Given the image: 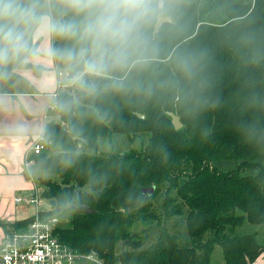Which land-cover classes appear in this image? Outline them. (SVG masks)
<instances>
[{
	"label": "trees",
	"instance_id": "trees-1",
	"mask_svg": "<svg viewBox=\"0 0 264 264\" xmlns=\"http://www.w3.org/2000/svg\"><path fill=\"white\" fill-rule=\"evenodd\" d=\"M161 16L170 21L155 33L151 24L141 63L113 74L120 84L100 81L93 97L57 93L58 118L43 128V149L25 157L23 174L34 187L24 201H39L40 218L58 217L53 234L62 246L100 264H210L216 246L221 264H252L264 245L254 233L232 232L244 222L264 224V164L256 162L264 149V0H167ZM70 43L51 37L52 47ZM74 96L80 102L71 110L57 107ZM143 132L137 152L98 148L102 137ZM220 159L241 162L222 172L211 165ZM245 168L257 171L241 175ZM66 193L93 212L68 209ZM36 216L6 223L7 233ZM169 219L192 245L160 230L143 247Z\"/></svg>",
	"mask_w": 264,
	"mask_h": 264
},
{
	"label": "clouds",
	"instance_id": "clouds-1",
	"mask_svg": "<svg viewBox=\"0 0 264 264\" xmlns=\"http://www.w3.org/2000/svg\"><path fill=\"white\" fill-rule=\"evenodd\" d=\"M167 0H0V77L10 66L34 54L44 40V54L67 69L69 87L84 97L101 91L100 81L141 63L151 24L166 11ZM57 37L71 43L52 47ZM109 85H105L108 87ZM80 97L59 103L61 111L78 105ZM68 209L77 207L75 194H63Z\"/></svg>",
	"mask_w": 264,
	"mask_h": 264
},
{
	"label": "crops",
	"instance_id": "crops-1",
	"mask_svg": "<svg viewBox=\"0 0 264 264\" xmlns=\"http://www.w3.org/2000/svg\"><path fill=\"white\" fill-rule=\"evenodd\" d=\"M37 50L38 55L23 61L25 64L44 66L45 71L41 69L34 73L35 69L21 68L18 63L13 70L31 85V89L0 90V241L9 230L6 223L37 214L38 205L24 201L34 187L23 174L25 157L33 144L41 140L45 124L58 118L52 106H55L57 93L61 91L57 80L60 69L52 57L44 54L42 45ZM16 198L21 200L15 202ZM84 260L74 264H100L95 256ZM260 260L264 259L255 260L253 264H262Z\"/></svg>",
	"mask_w": 264,
	"mask_h": 264
},
{
	"label": "rangeland",
	"instance_id": "rangeland-1",
	"mask_svg": "<svg viewBox=\"0 0 264 264\" xmlns=\"http://www.w3.org/2000/svg\"><path fill=\"white\" fill-rule=\"evenodd\" d=\"M48 42L51 43V38L49 39ZM43 44H44V40L37 41V43L35 45H33V48L35 49L34 54L31 56L25 57V58H30V57H34V56L38 55L37 47H39V45L43 46ZM25 58H22L17 62L21 68H24V69L28 68L31 70L35 69V70H33L34 73L37 72V70H41V69H43V71H45L44 66H34L31 64H25V62L23 61ZM17 63L10 66L9 74L7 76L0 77V90L1 91L2 90L6 91L9 89H13V90H22V89L29 90V89H31V87H30L31 85L26 80L18 77L13 72V70L17 67ZM59 72H61V74L58 75V77H57L58 82L61 83V85L65 88L66 91L70 90V92H72V90L74 88L69 87L67 84V79H66L67 73L66 74L64 73V67L60 68ZM55 114L57 115L56 112H55ZM136 115L139 117V115H141V114L136 113ZM147 135H148L147 133L143 132V133H139V134L131 137L130 135L127 136V135L115 133V134H112L110 137L100 138L98 140V148L101 151L112 152L113 154H119V155H122L124 153L129 152V151L137 152L141 149L143 144L146 142ZM37 142H35L33 144V146ZM240 162H241L240 160H235V159H220V160L214 161L211 165L213 167H215L216 169H218L219 171L226 172V171L236 169L239 166ZM256 162L259 164H264V149L259 153V156L257 157ZM256 171L257 170L254 168L253 169L245 168V169L241 170L240 174L241 175H250V174L252 175V174H255ZM37 202H39L37 199L36 200L33 199V202H30V204H36L37 205ZM154 206H155L156 210H160L161 201L159 200L158 196H156L154 199ZM61 220L64 221V219L62 217H61ZM64 223H65V221H64ZM156 223H157V221H153V224H156ZM179 223H182V220H179ZM139 228L140 227L138 225H136L133 231H138ZM183 228L184 227L182 225H180L179 227H176L174 225V219L173 220L169 219L168 221L164 222V224H161V225H155V228L150 232L149 237L147 238L143 247H146L149 243H151L156 238V235L158 234V232L160 230H165L168 234L172 235L179 245L191 246L192 245L191 239L185 235V233H184L185 229L183 230ZM232 233L234 235H243V234L254 233L257 241L261 245H264V224H250V223L244 222L241 226L235 228ZM206 237H207V235H204V238H206ZM186 238H187V240H186ZM82 256H84V255H82ZM263 256L264 255H262V253H261L257 257L256 261L260 258L264 259ZM85 258L86 257L84 256L83 259H81L79 261V263L85 262V260H84ZM93 260L96 261L95 258H93ZM260 262H262V264H264V260H260ZM221 263H222L221 251H220V248L218 246H216L214 251H213L210 264H221Z\"/></svg>",
	"mask_w": 264,
	"mask_h": 264
},
{
	"label": "built area",
	"instance_id": "built-area-1",
	"mask_svg": "<svg viewBox=\"0 0 264 264\" xmlns=\"http://www.w3.org/2000/svg\"><path fill=\"white\" fill-rule=\"evenodd\" d=\"M58 85L59 89H65L60 82ZM42 149L40 140L32 147L34 154ZM19 201L15 199V202ZM57 222V216H36L27 227L6 233L0 241V264H74L84 256L85 259L92 258L93 255L71 253L57 241L53 234Z\"/></svg>",
	"mask_w": 264,
	"mask_h": 264
},
{
	"label": "water",
	"instance_id": "water-1",
	"mask_svg": "<svg viewBox=\"0 0 264 264\" xmlns=\"http://www.w3.org/2000/svg\"><path fill=\"white\" fill-rule=\"evenodd\" d=\"M170 19L169 17H166V16H159L157 19H156V22L155 24L153 25V33L157 32L158 29L161 27V25L165 22H169ZM169 116L171 118V124L172 126L174 127L175 130L179 129L182 124L179 120V118L173 114V113H169ZM140 118H143L142 115H139ZM154 190V187L151 186L149 188H144L142 189V192L143 193H146V194H151ZM74 210L75 212L79 213V212H83V213H92L93 210L90 208V207H87V206H84V205H79L77 206L75 209H72Z\"/></svg>",
	"mask_w": 264,
	"mask_h": 264
}]
</instances>
